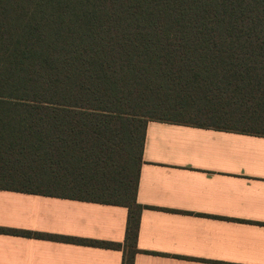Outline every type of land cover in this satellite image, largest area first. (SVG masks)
Returning <instances> with one entry per match:
<instances>
[{"label":"trees","instance_id":"obj_1","mask_svg":"<svg viewBox=\"0 0 264 264\" xmlns=\"http://www.w3.org/2000/svg\"><path fill=\"white\" fill-rule=\"evenodd\" d=\"M149 121L264 136V0H0V189L129 209Z\"/></svg>","mask_w":264,"mask_h":264},{"label":"crops","instance_id":"obj_2","mask_svg":"<svg viewBox=\"0 0 264 264\" xmlns=\"http://www.w3.org/2000/svg\"><path fill=\"white\" fill-rule=\"evenodd\" d=\"M134 264H264V136L149 121ZM129 209L0 189V264H123Z\"/></svg>","mask_w":264,"mask_h":264}]
</instances>
